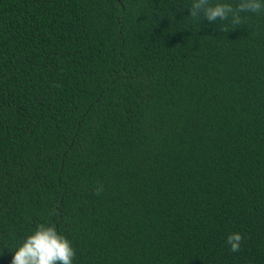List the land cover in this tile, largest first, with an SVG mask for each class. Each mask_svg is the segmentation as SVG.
I'll use <instances>...</instances> for the list:
<instances>
[{
    "label": "trees",
    "instance_id": "1",
    "mask_svg": "<svg viewBox=\"0 0 264 264\" xmlns=\"http://www.w3.org/2000/svg\"><path fill=\"white\" fill-rule=\"evenodd\" d=\"M188 3L0 0V264H264V12Z\"/></svg>",
    "mask_w": 264,
    "mask_h": 264
},
{
    "label": "clouds",
    "instance_id": "2",
    "mask_svg": "<svg viewBox=\"0 0 264 264\" xmlns=\"http://www.w3.org/2000/svg\"><path fill=\"white\" fill-rule=\"evenodd\" d=\"M186 8L194 19H204L210 24L217 21L225 22L229 26H239L246 18L243 14H259L264 12V0H189ZM182 8V9H183ZM242 237L238 232H231L226 236V243L231 251L240 248ZM10 264H73L75 256L71 242L56 227L51 224H39L22 242L15 245Z\"/></svg>",
    "mask_w": 264,
    "mask_h": 264
},
{
    "label": "water",
    "instance_id": "3",
    "mask_svg": "<svg viewBox=\"0 0 264 264\" xmlns=\"http://www.w3.org/2000/svg\"><path fill=\"white\" fill-rule=\"evenodd\" d=\"M117 1H119V0H117Z\"/></svg>",
    "mask_w": 264,
    "mask_h": 264
}]
</instances>
